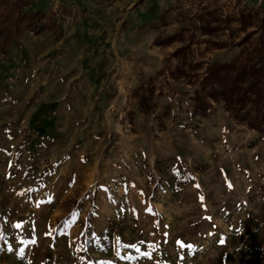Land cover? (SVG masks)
Segmentation results:
<instances>
[{
	"label": "rangeland",
	"instance_id": "1",
	"mask_svg": "<svg viewBox=\"0 0 264 264\" xmlns=\"http://www.w3.org/2000/svg\"><path fill=\"white\" fill-rule=\"evenodd\" d=\"M23 10L45 29L0 55V264H264V133L221 101L193 112L264 0Z\"/></svg>",
	"mask_w": 264,
	"mask_h": 264
},
{
	"label": "trees",
	"instance_id": "2",
	"mask_svg": "<svg viewBox=\"0 0 264 264\" xmlns=\"http://www.w3.org/2000/svg\"><path fill=\"white\" fill-rule=\"evenodd\" d=\"M29 2L30 0H0V55L7 52L10 42L24 28L35 34L45 29L41 20L44 14L42 10L34 13L23 10L24 5ZM251 17L248 12H241L243 28ZM208 31L205 29V32ZM254 31L248 32L238 44L244 45ZM255 33H259L257 43L251 48H243L239 56L232 60L206 64L198 81L199 86L193 94L194 114L205 115L212 101H221L237 122L264 133V14L259 19ZM224 44L221 42V45ZM181 50L182 47L177 52ZM194 65L189 64L190 67ZM178 70L182 68L178 67Z\"/></svg>",
	"mask_w": 264,
	"mask_h": 264
},
{
	"label": "snow or ice",
	"instance_id": "3",
	"mask_svg": "<svg viewBox=\"0 0 264 264\" xmlns=\"http://www.w3.org/2000/svg\"><path fill=\"white\" fill-rule=\"evenodd\" d=\"M229 186H231V185H229ZM37 206H39V205H37ZM148 211L151 212V209H148ZM73 215H76V213H73ZM66 223H67V221H66ZM19 226L20 225H16V227H19ZM0 239H3V235L2 234H0ZM32 243H35V241H32ZM221 243H223V241H221ZM117 244H119V238H117ZM125 247H128V245H125ZM132 247H136V246L132 245ZM188 247L190 248L191 245H188ZM137 250H139V249H137Z\"/></svg>",
	"mask_w": 264,
	"mask_h": 264
}]
</instances>
